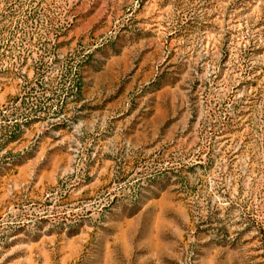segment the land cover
<instances>
[{"label": "rangeland", "instance_id": "1", "mask_svg": "<svg viewBox=\"0 0 264 264\" xmlns=\"http://www.w3.org/2000/svg\"><path fill=\"white\" fill-rule=\"evenodd\" d=\"M0 264H264V0H0Z\"/></svg>", "mask_w": 264, "mask_h": 264}, {"label": "trees", "instance_id": "2", "mask_svg": "<svg viewBox=\"0 0 264 264\" xmlns=\"http://www.w3.org/2000/svg\"><path fill=\"white\" fill-rule=\"evenodd\" d=\"M253 71V69H251V71L250 72H252Z\"/></svg>", "mask_w": 264, "mask_h": 264}]
</instances>
